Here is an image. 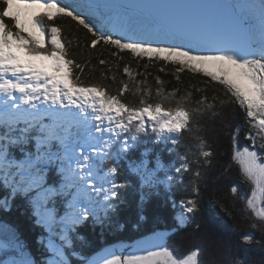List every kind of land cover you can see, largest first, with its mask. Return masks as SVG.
Instances as JSON below:
<instances>
[{"label": "snow or ice", "instance_id": "obj_1", "mask_svg": "<svg viewBox=\"0 0 264 264\" xmlns=\"http://www.w3.org/2000/svg\"><path fill=\"white\" fill-rule=\"evenodd\" d=\"M57 19L83 29L93 49L108 46L112 55L127 51L200 73L234 101L213 96L210 103L205 95L189 108L185 97L174 101V93L157 89L150 102L151 93L137 86L138 103L124 102L128 83L110 94L74 71L82 66L70 57ZM233 102L250 143L241 145V128H234L230 160L239 184L251 187L246 195L234 183L230 193L264 234V0H0V216L18 218L0 221V264H200L199 248L178 257L165 231L118 254L111 246L85 251L91 241L82 229L125 231L120 216L130 188L137 193L134 229L161 199L179 206L174 220L185 226L199 210L197 180L213 152L200 136L197 151L181 152L182 134L199 131L198 118L217 103ZM192 165L194 195L177 202L172 191L184 187ZM254 241L260 243L252 233L240 238ZM222 264L255 261L229 249Z\"/></svg>", "mask_w": 264, "mask_h": 264}, {"label": "trees", "instance_id": "obj_2", "mask_svg": "<svg viewBox=\"0 0 264 264\" xmlns=\"http://www.w3.org/2000/svg\"><path fill=\"white\" fill-rule=\"evenodd\" d=\"M55 23L62 27V36L71 41V46L66 45V47L70 57L82 66V71L74 70L80 78L85 83L104 85L110 94H116L123 83H128L130 90L122 94L124 102L138 103L140 95H133L137 86L142 92L146 90L151 93L150 102L156 100L157 89H162L165 95L174 93V101L182 96L185 97L189 108L196 107L195 101L205 95L210 103L213 102V96L234 101V98L225 94L223 86L212 82L200 73H191L187 69L178 72V66L170 62L135 58L127 51L112 55L116 50L108 46L98 45L93 49L88 46L90 35L86 36L83 29L77 30L74 22L68 19H57ZM101 60L106 63L101 64ZM125 67L130 69V74L124 73ZM213 112L219 114L213 116ZM198 119L199 124L193 127L198 128L199 131L182 134L180 151H197L198 142L194 137L200 136L211 145L207 150L212 151L213 156L211 165L201 170V176L197 180L200 188L199 196L196 197L199 210L195 212L191 220L185 226L178 225L174 215L181 209L179 206L173 209L170 204L161 199L154 201L150 207L148 221L142 223L138 230L134 229L132 224L136 219L137 193L134 188H130L126 194L127 204L122 206L120 216L127 223V229L123 232L106 230L100 233L99 230L92 231L86 226L82 231L91 241V247L85 251L97 252L104 246L117 241L132 242L158 230L167 233V243L178 257L182 258L199 248L200 264H222L223 256L229 249L233 252L239 250L241 254L247 253L253 261L255 256H261V254L264 256V234L251 227L255 218L246 208L245 202L230 193V186L235 183L241 192L250 194L251 186L239 184L238 166L230 160V136L234 128L237 126L241 128L239 141L241 145L250 143L243 138L247 128L245 115L234 102L224 108L217 103L214 109L205 112ZM164 158L172 159L167 155ZM176 162L179 163V161ZM225 166H228L231 171L225 172ZM192 170L185 174L184 187L179 190L174 188L172 191L171 195L177 202L181 198L194 195L192 187L195 179L193 176L196 170L195 165H192ZM120 178L125 179L126 176ZM127 178L134 181L133 177ZM17 219L14 214L0 216L2 222H16ZM246 233H254L256 240L260 243L254 241L250 245L241 244L240 238ZM25 235L31 239V233L26 231ZM255 264H258V261H255Z\"/></svg>", "mask_w": 264, "mask_h": 264}, {"label": "water", "instance_id": "obj_3", "mask_svg": "<svg viewBox=\"0 0 264 264\" xmlns=\"http://www.w3.org/2000/svg\"><path fill=\"white\" fill-rule=\"evenodd\" d=\"M160 2H178V0H160ZM151 234L152 233H150L148 235H151ZM252 234L255 236L254 233H252ZM146 236L147 235L142 236L140 238H137V239H135L132 242H129V241H117V242H113V243L108 244L107 246H111L114 249V251L117 252L118 254L121 253L122 251L123 252H127L129 250L128 247H127V245L133 244L136 240L145 238ZM102 250H103V248L101 250L97 251V252H102Z\"/></svg>", "mask_w": 264, "mask_h": 264}, {"label": "rangeland", "instance_id": "obj_4", "mask_svg": "<svg viewBox=\"0 0 264 264\" xmlns=\"http://www.w3.org/2000/svg\"><path fill=\"white\" fill-rule=\"evenodd\" d=\"M264 258V256L261 254V256H255L254 261H258V264H260L261 259Z\"/></svg>", "mask_w": 264, "mask_h": 264}]
</instances>
